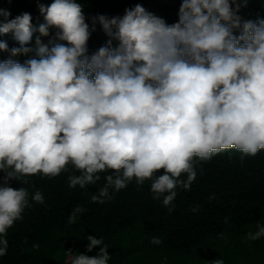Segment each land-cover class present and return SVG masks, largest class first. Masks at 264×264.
Masks as SVG:
<instances>
[{"label": "clouds", "instance_id": "clouds-1", "mask_svg": "<svg viewBox=\"0 0 264 264\" xmlns=\"http://www.w3.org/2000/svg\"><path fill=\"white\" fill-rule=\"evenodd\" d=\"M37 7L43 22L35 25L27 12L7 19L0 9V34L11 32L20 45L0 40L9 53L0 61V256L29 206L28 191L8 186L9 178L78 172L69 187L83 189L108 173L91 197L99 203L110 189L150 180L153 199L168 206L177 188H190L197 160L264 150V19L242 21L235 0H182L172 24L136 4L122 16L91 17V27L80 0ZM97 23L108 39L89 54ZM34 33L35 49L26 47ZM29 53L23 63L12 58ZM31 199L44 203L40 191ZM257 229L247 238L264 237V225ZM86 239L89 252L102 245L97 254L69 264H107L103 239Z\"/></svg>", "mask_w": 264, "mask_h": 264}, {"label": "trees", "instance_id": "trees-1", "mask_svg": "<svg viewBox=\"0 0 264 264\" xmlns=\"http://www.w3.org/2000/svg\"><path fill=\"white\" fill-rule=\"evenodd\" d=\"M52 0H0V9L12 19L27 12L32 17L38 4ZM85 22L98 14L122 16L126 8L140 4L146 11L161 17L166 24L178 21L182 0H80ZM231 3V0H230ZM242 21L264 19V0H243ZM5 18L0 15V23ZM238 34L234 32V35ZM26 47L35 49V37ZM9 48L19 47L11 32L0 34ZM48 44L49 37H41ZM106 42L100 25L87 42L89 54ZM115 45V44H114ZM51 45H49L50 47ZM27 56L12 57L23 63ZM9 53L0 52V61ZM196 178L188 190L177 188L170 205L162 197L153 199L150 180L137 184L135 179L123 189H110V199L103 203L91 199L105 184L104 176L94 185L69 187L68 176L78 172H62L55 177L36 174L9 178L8 186L24 187L29 193V206L22 218L7 230L6 255L0 264H69L70 259L84 253L94 256L102 245L87 250L86 237L102 238L110 259L107 264H264V237L247 238L264 225V150L255 156H241L235 149L225 150L207 161L194 164ZM71 170V166H69ZM163 169L157 174H162ZM5 173L0 171V185ZM186 178V177H182ZM26 181V182H25ZM40 191L44 203L31 199ZM76 208L83 209L76 212ZM172 209L169 211V209ZM196 208V211H193ZM153 237L161 243L153 244ZM35 245H38L36 247ZM71 250V252H67Z\"/></svg>", "mask_w": 264, "mask_h": 264}, {"label": "rangeland", "instance_id": "rangeland-1", "mask_svg": "<svg viewBox=\"0 0 264 264\" xmlns=\"http://www.w3.org/2000/svg\"><path fill=\"white\" fill-rule=\"evenodd\" d=\"M173 1L174 0H161V2H166V3H172ZM242 3H243V0H235V4L240 5L239 11L237 13L238 15H245L244 12H243V10H242V8H241ZM33 22H34V25L43 22L42 17L40 16L39 11H35L34 16H33ZM103 34L105 36V39L107 40L108 37L105 35L104 32H103ZM115 43L116 42L113 41V44H115Z\"/></svg>", "mask_w": 264, "mask_h": 264}]
</instances>
